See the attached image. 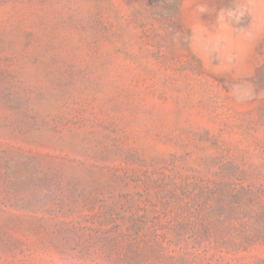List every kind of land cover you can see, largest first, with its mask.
<instances>
[{"label": "rangeland", "instance_id": "rangeland-1", "mask_svg": "<svg viewBox=\"0 0 264 264\" xmlns=\"http://www.w3.org/2000/svg\"><path fill=\"white\" fill-rule=\"evenodd\" d=\"M162 191L264 235V0H0V264H159L115 226ZM173 207L134 220L200 227Z\"/></svg>", "mask_w": 264, "mask_h": 264}, {"label": "trees", "instance_id": "trees-1", "mask_svg": "<svg viewBox=\"0 0 264 264\" xmlns=\"http://www.w3.org/2000/svg\"><path fill=\"white\" fill-rule=\"evenodd\" d=\"M25 184V181L21 182V185ZM220 195L216 198L212 196L199 198L192 204H179L176 207H173L172 201L175 195L165 191L160 192L157 199L150 197L128 199L120 208L130 213L129 225L123 230L122 224L118 223L115 226L117 236L122 239L142 237L147 243L152 241L151 244L144 245L156 253L159 264H246L242 263L241 259L233 262L236 258H230L228 254L250 251L258 241L264 243L263 234L250 231L248 228L253 203L243 200L239 194H234L230 199L224 193ZM172 207L198 216L196 223L200 227L188 230L187 224L179 223L178 228L170 232L163 230L166 225L157 222L151 230L145 232L146 220L140 222L134 220V216L140 211L144 212L145 218L147 214L154 213V219L158 220L162 214L168 215ZM227 211L230 213H226ZM107 212L111 216L108 223L114 221L112 219L114 215H117L118 219H124L121 211L117 210V203L110 206ZM225 215L229 220L238 221L241 227L235 231L217 230L214 225L223 222L222 217ZM116 239L117 237L113 240ZM254 264H264V257H257Z\"/></svg>", "mask_w": 264, "mask_h": 264}]
</instances>
